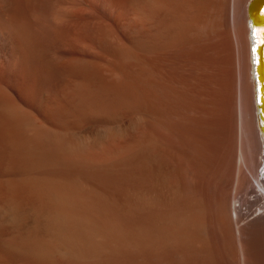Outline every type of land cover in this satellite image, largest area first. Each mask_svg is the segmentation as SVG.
I'll return each instance as SVG.
<instances>
[{
	"label": "bare ground",
	"instance_id": "1",
	"mask_svg": "<svg viewBox=\"0 0 264 264\" xmlns=\"http://www.w3.org/2000/svg\"><path fill=\"white\" fill-rule=\"evenodd\" d=\"M101 1L0 0V264H264V0Z\"/></svg>",
	"mask_w": 264,
	"mask_h": 264
},
{
	"label": "rangeland",
	"instance_id": "2",
	"mask_svg": "<svg viewBox=\"0 0 264 264\" xmlns=\"http://www.w3.org/2000/svg\"><path fill=\"white\" fill-rule=\"evenodd\" d=\"M52 1H54V0H52ZM114 1H120V0H104L103 2H104V4H103V2L101 1V4L103 5V6H107V8H106V10H105V12L107 13V14H110V12H109V9H110V4L111 3H114L115 4V2ZM123 1H126V0H122V2ZM250 1H252V0H250ZM109 2H111V3H109ZM106 3V4H105ZM107 4H109V6L107 5ZM114 4H112V5H114ZM154 53H151V59H152V62H154L155 61V59L157 60L158 59V57L160 56V53L159 52H157L156 54H154ZM155 55H157V57L155 56ZM165 55V56H164ZM164 55H162L161 56V59L164 57V59H159V61L161 60V62H156L155 61V63H152V66L154 65V69L157 71V72H155L154 71V69H152L154 72H152V73H144L145 75H143L142 73H139V75L140 74H142V77L144 76L145 78H147L148 76L150 77L149 79H151L152 81L151 82H154V83H156L157 81L159 82V80H161V81H165L166 82V72H164V71H166V59H165V57H166V54H164ZM156 57V58H155ZM150 59V60H151ZM164 60V62H162ZM164 63H165V65H164ZM251 63H252V59H251ZM161 64H163V65H161ZM155 65L157 66L156 68H155ZM159 66V67H158ZM161 66H165V68H163V67H161ZM141 69H139V71L138 72H144V70L145 69H142L141 71H140ZM162 70V71H161ZM154 73H156V74H154ZM158 73H159V76H158ZM163 73V74H162ZM156 75H157V77H156ZM161 75H163V77L161 76ZM141 76V75H140ZM156 78H155V77ZM159 77V78H158ZM161 78V79H160ZM163 78V79H162ZM153 80H155V81H153ZM159 82V83H162V82ZM157 82V83H158ZM165 82L163 83V84H165ZM257 82V81H256ZM166 85V84H165ZM257 87V86H256ZM256 87H255V84L253 83L252 84V86H251V89H252V91L255 93V90H256ZM253 92H252V102H251V106H250V112H249V114H250V139H252L254 136V139H255V141H254V139H252V141H254V144H255V150H254V158L253 157H251V155L249 156V154H247V156L245 157V159H247V157H249L248 159H247V164L246 165H249V166H251V165H253V167H254V170H256L257 168L259 169V170H261V168H259V165L262 163V158H260L261 156V146H260V143H259V137H260V133L258 132L259 131V129H258V122H257V119H256V111H255V106H254V100H255V98H253ZM144 107V108H143ZM156 104H154V103H152V108L151 109H149V108H147V107H145V106H143V105H140V107L138 108V112H136V115H135V128L138 130L137 131V135H138V138L140 139H153V138H151V137H153L152 136V133H153V135H155V136H160L161 135V137L162 138H164L165 140H166V111L165 110H160V111H158L156 108ZM145 120V121H144ZM156 125V126H155ZM157 126H159V127H157ZM165 127V128H164ZM140 130H139V129ZM152 130H150V129ZM95 130L94 128H92V127H88L86 130H82V132L79 130H77L78 132H79V134H80V136L81 137H85V136H87V135H96L95 133V131H93V130ZM148 129H149V131H148ZM154 131V132H153ZM81 132V133H80ZM95 132V133H94ZM141 132V133H140ZM150 132H152V133H150ZM86 133V134H85ZM156 133V134H155ZM158 133H160V134H158ZM258 134V135H257ZM236 137H237V134H236ZM118 138V137H117ZM116 139V138H115ZM117 140H122V137H119ZM111 141L112 140H110V141H108V143H107V141L105 142L106 144H110L111 143ZM110 142V143H109ZM105 143H102L101 142V144L103 145V144H105ZM100 144V145H101ZM105 144V145H106ZM158 147H159V145H157ZM162 147H164V146H161V147H159V151L155 148V150L156 151H158V154H164L162 157L164 158V160H165V162L167 161L170 165H172L173 166V162H172V159L168 156V155H166V152L164 151H162ZM257 148V149H256ZM92 149H94V148H92ZM91 149H89V152H91L92 153V151H90ZM161 151L163 152V153H161ZM94 152H96V151H93V153ZM256 154V155H255ZM167 156V157H166ZM260 156V157H259ZM258 158V159H257ZM253 159H255V160H253ZM171 160V162H169ZM250 160V161H249ZM261 160V161H260ZM251 161H253L254 163H252ZM258 170V171H259ZM256 172H257V170H256ZM247 173V171L245 170V172H244V174H246ZM243 192H244V189L243 188H241L240 186L238 187V188H236V189H234V190H232V192L230 193V195H229V204H232V201L235 199V202H236V206H239V207H241L243 210L244 209H246L247 207H246V205H245V202H243Z\"/></svg>",
	"mask_w": 264,
	"mask_h": 264
},
{
	"label": "water",
	"instance_id": "3",
	"mask_svg": "<svg viewBox=\"0 0 264 264\" xmlns=\"http://www.w3.org/2000/svg\"><path fill=\"white\" fill-rule=\"evenodd\" d=\"M262 7H264V4H262ZM257 115H258V123L260 125V130L264 133V126L261 124V117H264L262 112L260 111L259 107L257 109Z\"/></svg>",
	"mask_w": 264,
	"mask_h": 264
},
{
	"label": "snow or ice",
	"instance_id": "4",
	"mask_svg": "<svg viewBox=\"0 0 264 264\" xmlns=\"http://www.w3.org/2000/svg\"><path fill=\"white\" fill-rule=\"evenodd\" d=\"M253 51H255V50H253Z\"/></svg>",
	"mask_w": 264,
	"mask_h": 264
}]
</instances>
